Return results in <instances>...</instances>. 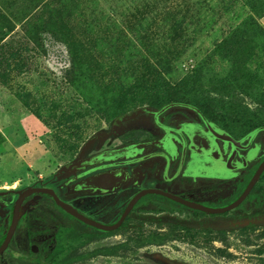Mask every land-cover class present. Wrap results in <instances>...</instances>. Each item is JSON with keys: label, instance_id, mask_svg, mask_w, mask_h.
<instances>
[{"label": "rangeland", "instance_id": "rangeland-1", "mask_svg": "<svg viewBox=\"0 0 264 264\" xmlns=\"http://www.w3.org/2000/svg\"><path fill=\"white\" fill-rule=\"evenodd\" d=\"M174 103L264 127V0H0V220L14 192L46 186L113 221L129 189L67 193L122 168L111 154L125 147L143 159L160 113L182 112ZM259 204L216 216L140 205L101 233L32 194L22 216L47 220L49 264H264Z\"/></svg>", "mask_w": 264, "mask_h": 264}, {"label": "flooded vegetation", "instance_id": "flooded-vegetation-1", "mask_svg": "<svg viewBox=\"0 0 264 264\" xmlns=\"http://www.w3.org/2000/svg\"><path fill=\"white\" fill-rule=\"evenodd\" d=\"M176 107L182 112L177 113L165 109L158 116L160 133L155 140L143 148L145 151V154H141L143 159L138 157L141 145H136L133 148L125 147L123 152L111 154L116 157L122 155L127 157L122 168L113 167L101 174L87 178L81 182V185L77 184L71 190L76 191L75 193L71 194V191L67 193L72 196L77 195L78 192L83 196L106 194L114 201L118 188L129 189L131 193L123 201L122 209L113 221L103 222L89 215L74 203L66 201L60 191L54 187H39L52 189L61 201L87 218L102 224L116 222L132 197L144 189H156L162 193L143 195L133 205L130 213L136 207L143 205L145 208H152L155 211L181 212L183 215L193 216H216L226 214L247 203L258 205L257 198L262 197L259 193H264V186L259 185L264 181V169L245 198L235 208L223 213L196 210L163 194L167 193L206 208L225 207L243 193L264 159V127L256 126L251 122L245 124L222 122L220 119L210 116L201 106L176 105ZM133 164L137 166L130 167ZM139 166L143 168L142 172L137 169ZM64 173V170L57 173L59 179ZM82 188H89V193H83ZM19 192L14 193L18 196ZM37 194L47 196L74 222L73 226L81 225L92 230L95 229L67 214L48 194ZM30 196L26 197L20 205L14 232L6 248L0 253L7 251L4 254L6 256L0 257V260H3L1 264H49L50 253L53 249L49 242L54 234H48L47 220L41 219L37 222L39 224L35 225L22 216V210ZM261 204L264 207L263 200L260 201L259 205ZM12 208L13 205L8 220L5 222L0 220V245L4 242L11 222Z\"/></svg>", "mask_w": 264, "mask_h": 264}, {"label": "water", "instance_id": "water-1", "mask_svg": "<svg viewBox=\"0 0 264 264\" xmlns=\"http://www.w3.org/2000/svg\"><path fill=\"white\" fill-rule=\"evenodd\" d=\"M171 105V104H170ZM172 105H180L179 103H174ZM186 105V104H183ZM264 169V159L263 161L260 163V165L258 166L256 172L254 173L253 177L251 178V180L249 181V183L247 184L246 188L244 189L243 193L231 204L222 207V208H218V209H211V208H206L203 206H200L199 204H194L191 202H187L184 200H181L177 197H174L170 194L167 193H163L164 195L171 197L181 203H183L184 205H186L187 207L196 209V210H201L204 212H208V213H223L225 211H229L233 208H235L247 195V193L249 192V190L252 188V186L254 185V183L256 182L258 176L260 175V173L262 172V170ZM37 193H46L49 196H51L54 200V202L63 210L65 211L67 214L71 215L72 217L78 219L79 221L97 229V230H102V231H114L116 230L118 227H120V225L122 224V222L124 221L125 217L130 213L133 205L136 203V201L142 197L143 195L147 194V193H162L160 190H156V189H144L141 190L140 192H138L136 195H134L132 197V199L129 201V203L127 204V206L125 207V209L123 210L122 214L119 216V218L116 220V222L112 223V224H102L100 222H97L96 220L87 218L86 216L80 214L79 212H77L76 210H74L71 206H69L68 204H66L65 202L61 201L56 194L54 193V191L52 189L49 188H43V187H28L26 189H24L23 191H20L18 193V196L16 198V200L13 203V208H12V216H11V222L9 225V228L6 232V236L4 239V242L0 245V253L6 248L8 241L10 239V237L12 236L17 220H18V214H19V208L20 205L22 203V201L32 195V194H37Z\"/></svg>", "mask_w": 264, "mask_h": 264}, {"label": "trees", "instance_id": "trees-1", "mask_svg": "<svg viewBox=\"0 0 264 264\" xmlns=\"http://www.w3.org/2000/svg\"><path fill=\"white\" fill-rule=\"evenodd\" d=\"M178 97H172V98H168V99H166L165 101L164 100H162L159 104H152V106L153 107H156V108H159V107H161V106H163L164 104H166V103H168V102H171V101H179V99H177ZM151 105V104H150ZM95 231H97V232H101V233H104L105 231H102V230H97V229H94Z\"/></svg>", "mask_w": 264, "mask_h": 264}]
</instances>
